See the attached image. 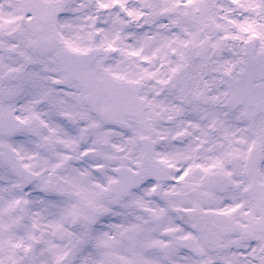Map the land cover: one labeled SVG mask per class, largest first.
Here are the masks:
<instances>
[{
    "label": "snow or ice",
    "instance_id": "1",
    "mask_svg": "<svg viewBox=\"0 0 264 264\" xmlns=\"http://www.w3.org/2000/svg\"><path fill=\"white\" fill-rule=\"evenodd\" d=\"M0 264H264V0H0Z\"/></svg>",
    "mask_w": 264,
    "mask_h": 264
}]
</instances>
